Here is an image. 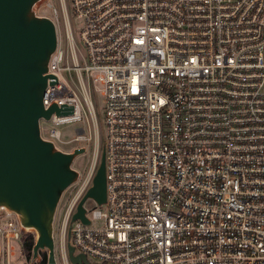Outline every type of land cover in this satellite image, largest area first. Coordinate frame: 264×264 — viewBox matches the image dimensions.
<instances>
[{"label":"built area","instance_id":"built-area-1","mask_svg":"<svg viewBox=\"0 0 264 264\" xmlns=\"http://www.w3.org/2000/svg\"><path fill=\"white\" fill-rule=\"evenodd\" d=\"M70 6L82 22L83 64L70 19L63 30L71 66L53 19L57 47L43 105L72 112L52 114L43 137L61 141L57 126L82 114L79 94L96 127L90 89L103 96L105 201L86 198L88 223L72 220L99 163L96 127L90 165L55 211L57 264H71L68 246L92 264H264V0ZM24 233L0 206V264H12V240L31 264Z\"/></svg>","mask_w":264,"mask_h":264},{"label":"water","instance_id":"water-1","mask_svg":"<svg viewBox=\"0 0 264 264\" xmlns=\"http://www.w3.org/2000/svg\"><path fill=\"white\" fill-rule=\"evenodd\" d=\"M42 0H0V206L14 212L24 232L34 237L30 263L46 252V264H57L53 222L59 200L79 178L72 167L85 147L61 150L41 133V121L52 114H71L72 108L43 105L48 84V61L57 47V30L52 18L39 16ZM56 81H49V85ZM92 198L105 201L104 150L91 186L80 199L72 220L84 223L82 203ZM71 264H92L68 246Z\"/></svg>","mask_w":264,"mask_h":264},{"label":"rangeland","instance_id":"rangeland-1","mask_svg":"<svg viewBox=\"0 0 264 264\" xmlns=\"http://www.w3.org/2000/svg\"><path fill=\"white\" fill-rule=\"evenodd\" d=\"M37 14L39 16H47L52 19H57L60 27V33H61V46L67 50V65H72L73 60L71 58V54L68 47V42L65 39L64 35V27L65 24L70 19V24L72 28V33L74 37V44L77 51L79 63L83 64V61L81 59L80 53L83 52V46L81 44V41L79 40V30L82 26V22L79 19H74L71 13V6H70V0H42L38 6H37ZM63 76L66 80H68L70 83L78 84V80L76 78V75L73 71L71 72H64ZM90 98L93 102L94 110H95V123L97 127V133H98V149L99 153H101V150L103 149L104 143H105V127H104V98L100 93H95L92 89H90L89 92ZM80 100L83 104V110L82 114L79 119L77 120H71L68 122H63L57 127L59 128L61 132V141L57 142V146L66 152L72 151L76 147H85L86 151L85 153L77 156L73 163L72 167L80 171L81 175L85 174L87 171L90 162L92 160V157L94 155V134H95V124L93 118L90 116L88 108L82 100V95L79 94ZM41 133L42 136L47 137L48 136V130L52 126V121H41ZM83 135L84 138H80V140L75 141V136ZM99 158V154H98ZM75 185L70 186L66 191L64 192V197H69L73 194L75 190ZM86 207L92 208L94 207V203L90 200H87L85 203ZM98 209H104V207H98ZM59 213L56 214V217L54 219V238L55 245H56V254L57 257H59L58 250H57V228H58V221H59ZM11 245L13 246L14 252L13 255L10 257V260L12 264H24L25 258L20 252V245L19 242L16 240L11 241ZM89 260L94 261L93 258L89 257Z\"/></svg>","mask_w":264,"mask_h":264},{"label":"trees","instance_id":"trees-1","mask_svg":"<svg viewBox=\"0 0 264 264\" xmlns=\"http://www.w3.org/2000/svg\"><path fill=\"white\" fill-rule=\"evenodd\" d=\"M22 250L24 253L27 254L28 257L31 256V250L34 244V237L33 234L30 232H26L23 234L22 237ZM46 260H47V255L46 253L41 254V259L39 260L38 263L35 264H46Z\"/></svg>","mask_w":264,"mask_h":264},{"label":"flooded vegetation","instance_id":"flooded-vegetation-1","mask_svg":"<svg viewBox=\"0 0 264 264\" xmlns=\"http://www.w3.org/2000/svg\"><path fill=\"white\" fill-rule=\"evenodd\" d=\"M43 253H46V252H39L40 259H41V254H43Z\"/></svg>","mask_w":264,"mask_h":264}]
</instances>
